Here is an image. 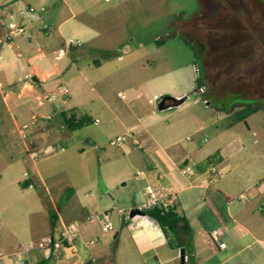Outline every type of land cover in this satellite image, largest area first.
Masks as SVG:
<instances>
[{
  "label": "rangeland",
  "instance_id": "obj_1",
  "mask_svg": "<svg viewBox=\"0 0 264 264\" xmlns=\"http://www.w3.org/2000/svg\"><path fill=\"white\" fill-rule=\"evenodd\" d=\"M19 4L24 9L34 6L33 15L41 14L51 24L48 35L42 29L44 22L35 27L47 43L63 44L67 49L70 38L75 43L82 41L76 53L57 61L73 72L74 59L95 80H72L64 75L53 85V92L41 90L43 105L34 97L5 102L1 90L8 89L7 80L14 78L11 86L18 89L20 76L29 70L28 54L19 56L17 42L22 39L28 45L32 34L14 37L11 46L0 36V252L4 259L15 263L17 252L21 258L26 256L20 253L24 244H39L52 235L53 220L56 227L61 226L59 213L63 220L81 222L85 244L89 236L101 237L94 252L105 250L108 259H101L100 264H142L126 226L136 202L137 166L142 163L136 164L127 152L132 138L121 145L111 141L128 131L134 133L132 126L140 121L164 138L166 118L174 122L179 113L176 105L160 108L166 96L179 98L176 94L185 93L201 103L190 104L185 113H197L198 126L203 127L195 136L188 131L177 133L181 145L189 143L186 136L190 135L206 150L223 140L217 133L233 126L236 136L249 144L245 156L253 164L259 150L264 163V108L246 115V120L240 119L243 108L230 112L234 103L241 102L244 89L231 83L217 63L209 62L212 46L216 52L232 48L226 37L234 31L213 28L207 37V28L201 26L207 23L196 17L203 9L199 0H21ZM198 79L206 86L204 92L199 91ZM72 108L78 117L89 115L92 120L70 129L61 111ZM24 123H33L28 138L19 130ZM48 144L54 152H45ZM131 147L147 157L141 148ZM35 151L38 156L33 157ZM27 179L31 180L28 187ZM86 206L90 215L109 210L114 228L103 231L98 218L86 222ZM118 233L121 241L116 239ZM106 237L112 239L110 245L102 243ZM82 244L79 239L80 251L86 249ZM40 252L34 249L31 253ZM24 264L64 263L38 258Z\"/></svg>",
  "mask_w": 264,
  "mask_h": 264
},
{
  "label": "crops",
  "instance_id": "obj_2",
  "mask_svg": "<svg viewBox=\"0 0 264 264\" xmlns=\"http://www.w3.org/2000/svg\"><path fill=\"white\" fill-rule=\"evenodd\" d=\"M199 1L201 3V0ZM20 2L21 0H0L1 12L8 17L15 15L20 18L27 28L25 33L31 31L32 34L31 37H28L30 41L28 45L22 39L17 42V48L20 50L19 56L28 54L29 70L20 76L21 83L18 89L11 86L16 82L14 78L7 80L8 89L1 90L4 101L17 100L20 97H25L28 101L31 97L40 100L41 92H53V85L57 84V81L64 75H70L72 80H95L91 79L93 74L87 72L85 66L81 67L75 64L74 59L71 62V67L76 66V70L73 72L70 71V66H64V63L59 62L71 53H76L82 41L78 40V43H75L70 38L67 49L63 44L47 43L43 37L36 33L35 27L37 28L38 24L44 22L45 25L42 29L48 35L52 30L51 24L46 23L41 14L34 16L35 10L29 11V8L34 6L24 9L19 6ZM55 4L56 2H53V5ZM41 7L45 10L44 3ZM1 35L2 27L0 25ZM37 36L38 38H36ZM9 45L12 44L9 43ZM98 64L100 65V62ZM6 75L7 73L5 78ZM66 89L65 92L69 94L70 91L67 92ZM120 94H122L121 91ZM184 95L187 98L176 104L179 113L175 116L174 122L168 118L165 120L164 138L140 120L139 124L132 126L134 136L141 146L139 147L133 139L131 145L144 150L147 157L136 154L131 145L126 146L127 152L132 153L135 163L139 165L142 163V166H137L135 179L137 178L138 188L134 197L136 202L131 210L144 203L143 200H147L149 192L146 187L152 186L156 194L160 196L158 204L176 208L180 215L188 219L192 228L191 235L184 238L168 236L154 217L147 214L131 216L130 211V218L126 226L133 238L142 264H182V247L186 248L187 264L190 263V256L193 257L196 264H264V163L261 162V151L255 152L257 161L252 164V160L245 156L249 144L239 135L236 136L233 126L217 133L218 138L224 137L223 140L216 141L206 150L204 145L197 144L190 135L186 136L189 143L181 145L177 140V133L188 131L195 136L203 127L198 126L197 122L200 117L197 113H185L188 106H191L190 104H201L198 98L191 100L189 94L181 93L175 96L179 98L170 96L172 98L167 102L180 99ZM204 102L206 101L204 100ZM206 103L210 104V101ZM39 105H43L42 100L39 101ZM249 105L259 108L248 117L264 108L259 100H252L244 95L241 102L233 104L230 112L237 107L243 108ZM205 108L209 107L205 106ZM144 117L142 116L140 119L142 120ZM46 148L51 150L54 147L48 144ZM184 169H190V172H184ZM37 174L42 179L39 171ZM87 209L86 206V222H90L88 220L90 214ZM57 214L61 226L56 227L53 221V233H57L71 222V220H63L60 214ZM122 221L125 222L124 219ZM119 234L116 237L117 241H121ZM83 237L79 234L75 243L78 255L70 250L65 260L56 262L100 264L101 259H108L107 251L103 250L101 254L100 250L98 253L94 252V249L102 241L101 237L95 245H90V240L97 236L85 238L86 244ZM79 239L83 241L82 245L86 248L83 251H80ZM181 239L183 244L180 243ZM103 241L102 243L106 242L110 245L112 239L106 237ZM20 253L22 252L20 251ZM40 253V255L30 253L28 257L25 256L21 260L17 258L16 262L12 263L4 259V255L0 252V264H24L26 261L31 262L38 258L43 259L45 263L50 261L44 252ZM17 255L19 257L18 252Z\"/></svg>",
  "mask_w": 264,
  "mask_h": 264
},
{
  "label": "flooded vegetation",
  "instance_id": "obj_3",
  "mask_svg": "<svg viewBox=\"0 0 264 264\" xmlns=\"http://www.w3.org/2000/svg\"><path fill=\"white\" fill-rule=\"evenodd\" d=\"M205 1L197 18L207 23L201 25L207 28L206 36L209 37L208 30L213 28L234 31L226 37L231 40L232 48L216 52L212 46L210 61L207 60L217 63L231 83L244 84L245 95L264 106V0Z\"/></svg>",
  "mask_w": 264,
  "mask_h": 264
},
{
  "label": "built area",
  "instance_id": "obj_4",
  "mask_svg": "<svg viewBox=\"0 0 264 264\" xmlns=\"http://www.w3.org/2000/svg\"><path fill=\"white\" fill-rule=\"evenodd\" d=\"M35 9L34 7H30L29 11L33 12ZM0 25L2 27V39L4 41V44H9L10 41L19 34H23L27 31L26 26L24 25L23 21L18 18L15 15H10V17L4 15L1 12L0 8ZM206 90V86L202 85L200 87V91L204 92ZM68 92V89H66ZM156 98L159 99V97L156 95ZM206 102L209 101L208 98H204ZM33 123H24L20 128V133L22 137L28 138L29 137V131ZM129 137L132 138L140 147V142L135 138L134 133L132 131H128L126 135H119L117 139H114L111 141L114 145H121L124 143L125 139ZM65 147L61 146L60 151H64ZM54 152L55 148L53 149H45V152ZM33 157L38 156V153L32 152L31 153ZM184 172H190V169H184ZM147 191L149 192V197L147 200L142 203L141 205H138L136 207L140 209H148L154 207L156 204H158L160 200V196L156 194L152 186L146 187ZM119 213L123 214L124 209L120 208ZM111 212L109 210H105L100 213H95L89 216V221H92L96 218H98L102 224L103 231H110L114 228V223L111 217ZM82 224L81 222L75 220L68 224H66L62 229H60L57 233H52V235L48 236L46 239H43L39 244H32V245H26L24 244L22 253H24L27 257L30 255V253L34 250H40L41 252L45 253V256L49 259H53L55 261H63L68 255V252L70 250L73 251L75 255H78L77 250L75 248L76 240L80 234V228ZM98 242L97 238H93L90 240V245H95ZM18 260H21V257H18Z\"/></svg>",
  "mask_w": 264,
  "mask_h": 264
},
{
  "label": "trees",
  "instance_id": "obj_5",
  "mask_svg": "<svg viewBox=\"0 0 264 264\" xmlns=\"http://www.w3.org/2000/svg\"><path fill=\"white\" fill-rule=\"evenodd\" d=\"M206 2L207 1L205 0H201L203 7H205ZM198 15L199 14H197L196 17H198ZM198 82H199V85H198L199 89L202 85H205L202 82L200 83L199 79H198ZM242 85L243 87H245L244 84ZM256 86H258V84ZM244 95H245V91H244ZM258 108H259L258 106H253V105L243 107V109H240V112L243 111L245 113L243 115H240V119H244L246 115L251 114L252 112L256 111ZM74 110L75 108H72L70 110L61 111L63 120L70 129L75 130L79 127H82L84 123L90 122L92 120V118L89 115L78 117ZM26 182H27V185H29L31 180L27 179L25 183ZM145 212L147 215L154 217L160 223L161 227L163 228V230L168 236L172 235L173 237H177V238L183 237L184 238L185 236H189L192 233V228L190 226L188 219L185 216L180 215L176 211V208L172 206L166 207L164 204H156L152 208L145 209ZM55 217H56V214L53 215L54 219ZM181 242H183L182 239L180 243ZM189 261H190V264H196L192 256H190Z\"/></svg>",
  "mask_w": 264,
  "mask_h": 264
},
{
  "label": "water",
  "instance_id": "obj_6",
  "mask_svg": "<svg viewBox=\"0 0 264 264\" xmlns=\"http://www.w3.org/2000/svg\"><path fill=\"white\" fill-rule=\"evenodd\" d=\"M172 97L170 96H166L162 99V101L160 102L159 106L160 108H166L168 106H173V105H176V104H179L181 102H183L187 96H184L180 99H174L173 101L171 102H167V100H170ZM264 206V205H263ZM136 214H146L145 210L143 209H140L138 207H134L132 210H131V216H134ZM181 260H182V264H187V259H186V248L185 247H182L181 249Z\"/></svg>",
  "mask_w": 264,
  "mask_h": 264
}]
</instances>
